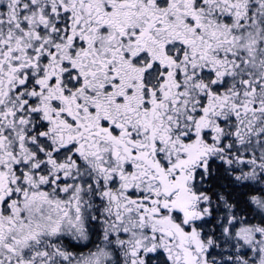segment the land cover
Segmentation results:
<instances>
[{
  "label": "snow or ice",
  "instance_id": "6c2138e0",
  "mask_svg": "<svg viewBox=\"0 0 264 264\" xmlns=\"http://www.w3.org/2000/svg\"><path fill=\"white\" fill-rule=\"evenodd\" d=\"M0 264H264V0H0Z\"/></svg>",
  "mask_w": 264,
  "mask_h": 264
}]
</instances>
